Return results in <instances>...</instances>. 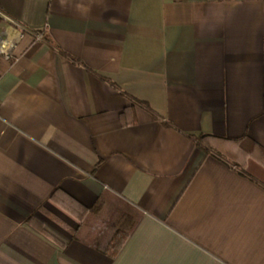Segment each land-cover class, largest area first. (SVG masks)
Segmentation results:
<instances>
[{
	"label": "crops",
	"instance_id": "0c3cea01",
	"mask_svg": "<svg viewBox=\"0 0 264 264\" xmlns=\"http://www.w3.org/2000/svg\"><path fill=\"white\" fill-rule=\"evenodd\" d=\"M3 35L0 264H264V0H0Z\"/></svg>",
	"mask_w": 264,
	"mask_h": 264
},
{
	"label": "trees",
	"instance_id": "16d2710c",
	"mask_svg": "<svg viewBox=\"0 0 264 264\" xmlns=\"http://www.w3.org/2000/svg\"><path fill=\"white\" fill-rule=\"evenodd\" d=\"M131 229V224L124 223V225L120 226L117 230L108 231L99 240L97 244L98 248L110 256H115L129 235Z\"/></svg>",
	"mask_w": 264,
	"mask_h": 264
},
{
	"label": "built area",
	"instance_id": "2783aa9c",
	"mask_svg": "<svg viewBox=\"0 0 264 264\" xmlns=\"http://www.w3.org/2000/svg\"><path fill=\"white\" fill-rule=\"evenodd\" d=\"M15 46L14 40L5 39V36H0V54L5 55L6 57L12 56V49Z\"/></svg>",
	"mask_w": 264,
	"mask_h": 264
}]
</instances>
